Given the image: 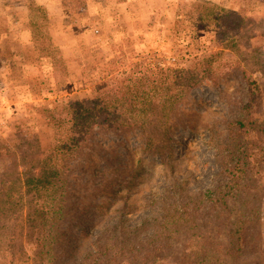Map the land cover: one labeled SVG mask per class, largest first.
Instances as JSON below:
<instances>
[{
	"label": "rangeland",
	"instance_id": "374dc122",
	"mask_svg": "<svg viewBox=\"0 0 264 264\" xmlns=\"http://www.w3.org/2000/svg\"><path fill=\"white\" fill-rule=\"evenodd\" d=\"M212 56L213 72L204 76L201 62ZM239 66L264 85V0H0V171L16 162L20 173L36 172L55 141L50 108L87 104L108 88L167 70L198 76L165 153L147 148L138 130L110 132L71 162L69 204L78 226L64 227L63 263L98 264L108 241H144L170 205L196 207L201 231L219 235L207 200L227 181L220 149L244 98ZM258 114L264 124V103ZM253 184L260 248L242 260L264 264V178ZM12 191L18 209L12 218L0 213V264H42L31 186ZM183 247L174 243L159 264H179ZM143 256L140 264H150Z\"/></svg>",
	"mask_w": 264,
	"mask_h": 264
},
{
	"label": "trees",
	"instance_id": "16d2710c",
	"mask_svg": "<svg viewBox=\"0 0 264 264\" xmlns=\"http://www.w3.org/2000/svg\"><path fill=\"white\" fill-rule=\"evenodd\" d=\"M39 10L45 16L46 10ZM212 62L213 56L202 60L200 72L204 76L212 74ZM238 69L244 98L238 115L226 122L227 137L220 149V172L227 181L207 200L212 208V230L225 236V242L214 232L211 236L201 231V214L196 207L170 205L163 208L161 223L144 241L106 242L98 252V264H140L143 255L150 264H159L170 252L167 249L181 241L184 247L179 264H243L244 256L258 252L261 215L259 204L253 200L252 185L264 178V124L258 114L264 103V85L252 72L241 66ZM197 83L195 72L185 75L183 69L167 70L157 78H140L108 88L87 104L71 100L46 111L56 135L51 148L38 158L36 172L20 173L16 162L3 165L0 171V213L5 217L12 218L18 209L12 187H24L25 183L31 186L34 221L44 235L42 264L66 262L60 259L65 246L64 227L78 226L74 223L78 213L69 204L71 162L82 154L86 144L97 134L138 130L148 138L147 148L165 153L179 126V106ZM238 201L240 210L235 211Z\"/></svg>",
	"mask_w": 264,
	"mask_h": 264
}]
</instances>
